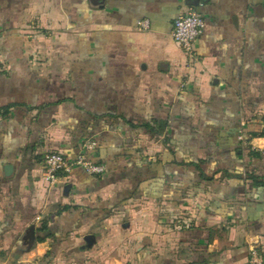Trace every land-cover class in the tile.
Listing matches in <instances>:
<instances>
[{"label": "crops", "instance_id": "crops-1", "mask_svg": "<svg viewBox=\"0 0 264 264\" xmlns=\"http://www.w3.org/2000/svg\"><path fill=\"white\" fill-rule=\"evenodd\" d=\"M190 9L196 61L170 34ZM262 131L264 0H0V264L264 259ZM87 142L101 176L42 179Z\"/></svg>", "mask_w": 264, "mask_h": 264}, {"label": "built area", "instance_id": "built-area-1", "mask_svg": "<svg viewBox=\"0 0 264 264\" xmlns=\"http://www.w3.org/2000/svg\"><path fill=\"white\" fill-rule=\"evenodd\" d=\"M204 25V19L201 13L196 9H190L179 13L172 22L170 31L171 37L191 61L197 60L193 45L201 35ZM138 27L147 29L149 27L148 21H139ZM238 139H243L241 133L238 135ZM93 145L94 142L84 143L81 151L73 158L56 152L46 153L41 163L42 179L49 185L55 184L60 177L67 174L73 167H80L85 172L92 175L102 174L105 171L104 165L92 162L87 159L84 154V151L91 149ZM186 226H188V224ZM244 264H264L261 252L257 243L254 241L248 240V255Z\"/></svg>", "mask_w": 264, "mask_h": 264}, {"label": "trees", "instance_id": "trees-1", "mask_svg": "<svg viewBox=\"0 0 264 264\" xmlns=\"http://www.w3.org/2000/svg\"><path fill=\"white\" fill-rule=\"evenodd\" d=\"M162 124H160V127H161V129H163V126H161ZM159 127V128H160ZM149 129L150 130H154V128L152 127V126H149ZM161 129H160V131H161ZM158 132V131H157ZM260 134H264V131H262ZM81 151V150H80ZM79 151V152H80ZM84 154H85V156H86V158L87 159H89V160H91L92 162H94V163H97V164H102V163H100V162H98V161H96L95 159H93V157H91V155L89 154V150H85L84 151ZM62 155H64V154H62ZM64 156H66V155H64ZM204 163V160L203 159H199L196 163H195V166H196V168L197 169H199L200 171H202V169H201V165ZM103 165V164H102ZM77 168H80V167H77ZM80 169H82V168H80ZM83 170V169H82ZM84 171V170H83ZM87 173V172H86ZM104 173V172H103ZM102 173V174H103ZM89 174V173H88ZM102 174H98V175H93V176H101ZM90 175H92V174H90ZM204 177L205 179H207V180H212V177L210 178V177H207V176H204V174L203 175H201V177ZM202 177V178H203ZM248 177H249V179H251L252 180V183L254 184V185H256L257 184V178H256V176H254V175H252V174H248ZM259 182V184L261 185V184H264V181H258ZM70 208V206H63L62 208H61V210L60 211H57V213L56 214H60V212L61 211H64V210H67V209H69ZM49 218L48 219H45V220H43V222H42V224H41V226L37 229V231H41V232H45L46 234L45 235H43V236H47L48 234H49ZM185 227V223L183 222L182 224H181V228L180 229H182V228H184ZM190 227V226H189ZM188 226H187V228H189ZM43 236H40V235H38L37 236V239L38 240H42L43 239ZM261 255H262V253H261ZM49 256H51V254H49ZM262 257H263V255H262ZM13 260H12V262H13V264H16L15 263V258H12Z\"/></svg>", "mask_w": 264, "mask_h": 264}, {"label": "water", "instance_id": "water-1", "mask_svg": "<svg viewBox=\"0 0 264 264\" xmlns=\"http://www.w3.org/2000/svg\"><path fill=\"white\" fill-rule=\"evenodd\" d=\"M9 169H10L9 165L5 166V172H7V170H9Z\"/></svg>", "mask_w": 264, "mask_h": 264}]
</instances>
